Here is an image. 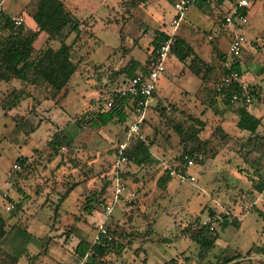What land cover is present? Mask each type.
Wrapping results in <instances>:
<instances>
[{
  "label": "rangeland",
  "instance_id": "374dc122",
  "mask_svg": "<svg viewBox=\"0 0 264 264\" xmlns=\"http://www.w3.org/2000/svg\"><path fill=\"white\" fill-rule=\"evenodd\" d=\"M126 1L64 0L70 11L74 8V18L91 15L94 19L90 31L82 28L70 49L74 73L59 92L40 82L20 84L23 97L18 104L5 111L0 106V217L5 222L0 264H217L230 258L235 260L226 264H264V194L254 190L256 182L264 181V146L247 154L241 144L248 135L234 125L235 104L232 109L223 107L213 95L224 65L213 47L226 61L230 59L229 32L220 21L227 4L211 1L201 14L191 3L181 17L180 27L192 26V47L211 72L202 81L184 64L167 58L166 64H174L178 71L165 77L171 70L165 66V74L155 85L160 100L150 98L149 105L156 102L147 108L129 143L136 139L146 143L150 163L127 162L113 169V147L134 121L130 113L123 123L115 119L98 127L85 123L100 110L106 83L120 75L112 74L129 59L144 65L151 53L153 31L170 29L172 4L146 0L127 16ZM35 2L4 0L2 6L11 14L20 8L31 11ZM21 17L26 34L28 22ZM247 18L238 60L242 82L259 90L258 99L253 98L247 107L255 116L261 113L258 133L264 136V0L250 6ZM5 34L0 31L1 37ZM61 39L69 44L72 36L63 33ZM59 40L37 36L33 54L46 46L56 48ZM5 87L0 83V101L12 89L10 84ZM211 100L216 103L209 105ZM193 119L203 123L197 138L207 142V156L189 168L193 182L170 178L161 189L156 185L159 176L192 144L176 129L188 131ZM217 127L225 138L216 133ZM54 132L63 135L66 144L51 157L46 142ZM20 158L25 159L23 165L16 162ZM114 175L126 192L104 218L96 203L109 195ZM71 185L74 188L60 201ZM8 203L13 208L4 211ZM222 216L229 223L236 221L237 227L229 224L221 231L219 227L208 231L217 238L197 257L198 246L189 234L199 229V223ZM101 222L112 237L111 252L101 259H79L73 247L80 240L93 243ZM116 245L122 250L116 252Z\"/></svg>",
  "mask_w": 264,
  "mask_h": 264
},
{
  "label": "trees",
  "instance_id": "16d2710c",
  "mask_svg": "<svg viewBox=\"0 0 264 264\" xmlns=\"http://www.w3.org/2000/svg\"><path fill=\"white\" fill-rule=\"evenodd\" d=\"M142 1L143 0L126 1L123 3L124 13L129 16L133 8ZM164 1L171 5L176 0ZM214 1L216 3H221L224 0ZM192 4H194L197 8L207 6L206 0H192ZM36 6V11L31 15V20L34 23L35 30H29L26 34L22 32L21 25L13 26L9 21V16L0 12V31L2 30L6 32V34L2 37L0 35V80L2 79V74L5 73L8 76L7 79L17 81L19 85H33L40 82L45 84L52 91L59 92L65 87L69 78L75 71V65L70 61V49L79 38L80 22L66 10L61 0H37ZM222 16L220 21H222ZM40 33L46 35L47 39L59 38V45L56 48L46 46L39 50L36 54H33L32 44ZM63 33L72 36V40L69 44H65L61 39ZM167 38H169V36L166 33L155 30L150 41L151 52ZM170 38L172 40L168 56H171L179 63L184 64L188 71L196 78L202 81L206 80L211 72V66L197 56L193 48L182 38L178 36H170ZM213 49L215 51V55L218 58H221L224 63L221 78L231 70L236 71L241 76L238 58L226 61L223 54L219 53L215 47H213ZM143 70V65L133 59H129L121 70L114 72L112 75L116 76L123 72L128 76H132L136 72H141ZM19 85L17 89H11L1 99V110L5 111L14 108L22 99L23 93L19 88ZM258 91L259 90L257 89L253 92V98L258 99ZM213 92L214 98L220 101L223 107H229L232 109V105L234 104L229 103L230 88L222 91V96H220L215 89ZM215 103L216 101L211 100L209 105H213ZM214 110L217 111V109ZM233 113L237 117L235 123L236 129L243 131L248 135L241 144V146L247 148L246 153L248 154L251 151H258L259 146L263 148L264 136L258 133L260 120L249 113L247 111V107L243 105L235 104ZM126 117L127 115L123 113L122 110L117 107H112L107 110L96 111L85 120V123H87L90 127H98L111 122L113 119L123 123L126 120ZM202 127V121L193 119V123L189 125L188 131L184 132L178 128L176 129L180 137L189 139L190 142H192L191 146L182 150L180 154L200 153L203 157V161L205 160L208 151V144L206 141H201L197 138V135ZM35 128H37V125L35 127H31L30 132H32ZM215 131L221 136V138L226 137V135L221 132L219 127H217ZM63 144H66L65 137L58 132H54L46 142V146L50 151L51 157L57 154L59 148ZM125 156L127 158V162H131L135 166L150 163L152 160L148 151V145L140 139H136L130 146L128 144L125 149ZM211 156H213V154H211ZM24 161L25 159L23 158L16 160L19 165H23ZM256 170L257 169L255 168L254 172ZM169 180L170 178L168 177L165 169L162 175H160L157 179L156 185L163 189ZM73 188L74 186L71 185L68 189H66L59 200H64ZM263 188V180L254 184V190L257 193H260ZM56 208L57 205L53 209L54 213ZM229 224L237 227L236 221L233 220L229 223L227 222L226 217L222 216V222L219 225V230H223ZM208 233L209 232L205 227H199L195 233L189 234V239L198 246L197 257L199 258L204 255V252H207L212 247L217 238L216 235L211 236ZM4 235L5 222L0 217V240L4 237ZM113 246L112 240H102L98 243L91 244L80 240L73 247V251L79 259L87 257L101 259L111 252V247ZM115 249L116 252H119L122 250V246L116 245ZM233 259L230 258L217 264H226ZM11 261H14V258ZM87 263L88 262L85 261L84 264Z\"/></svg>",
  "mask_w": 264,
  "mask_h": 264
},
{
  "label": "built area",
  "instance_id": "2783aa9c",
  "mask_svg": "<svg viewBox=\"0 0 264 264\" xmlns=\"http://www.w3.org/2000/svg\"><path fill=\"white\" fill-rule=\"evenodd\" d=\"M210 2V0H206ZM260 0H235L228 3V8L222 16L221 27L229 32V41L227 45V56L230 59L239 58L242 47L245 43L243 29L248 23V10L250 6ZM192 0H176L171 7L174 15L170 21L172 29L177 26L178 20L186 11ZM0 7V12L1 11ZM9 21L13 26L21 25L20 17L9 16ZM171 38L162 41L147 58L144 70L136 72L132 76L121 73L116 79L106 83L105 89L100 96V110H107L117 107L126 115H133L134 121L127 126L122 140L113 147V169L127 163L125 149L127 148L132 137L137 134L138 126L141 123L144 113L149 106V100L155 90V85L159 76L165 71V62L168 58ZM230 88L229 103L248 106L253 99V92L256 87L249 86L242 82L241 76L236 71H229L225 74L215 86V90L222 96V91ZM203 157L200 153L180 154L172 166L166 169L169 178H174L177 182H193L194 176L189 172V168L200 165ZM15 170L19 169L18 164H14ZM264 175V171H263ZM111 192L106 198L97 201L96 206L103 214L104 218L111 214L113 205L118 201L126 189L118 176L114 175L111 183ZM131 196L132 194L129 193ZM13 204H6L3 209L9 211ZM222 222V218H215L213 221L201 222L199 227H205L208 231H213ZM102 240L111 241L112 237L109 231L103 226V222L97 225L93 243Z\"/></svg>",
  "mask_w": 264,
  "mask_h": 264
},
{
  "label": "crops",
  "instance_id": "0c3cea01",
  "mask_svg": "<svg viewBox=\"0 0 264 264\" xmlns=\"http://www.w3.org/2000/svg\"><path fill=\"white\" fill-rule=\"evenodd\" d=\"M3 1L4 0H0V7H1V11H2V13L3 14H5V15H7V16H16V17H20L21 18V20H22V22H23V18L21 17V16H25L26 17V19H27V22H28V29L29 30H31V31H33V30H35V26H34V23L32 22V20H31V15L36 11V5H37V0H36V2H35V5H34V8L31 10V11H28V10H26V9H24V8H20L19 10H17L16 12H13V13H6L5 12V8H3V6H2V3H3ZM62 1V3L64 4V6H65V8H66V10L68 11V12H70V14L72 15V11H74V8L71 6V4L69 3V6H71L72 7V9L73 10H71L70 11V7H68L67 6V4H66V2H64V0H61ZM212 0H210V2H207L206 1V3H207V6L209 5L210 6V3H212L211 2ZM213 3H216L214 0H213ZM228 3H229V1H227V0H224L223 2H221V3H216L217 5H226L227 4V7L225 8V10L223 11V12H221V14L223 15V14H225V11L227 10V8H228ZM141 5L140 6H142V5H144V4H146V0H143L141 3H140ZM191 5H193L194 6V8L196 9V11L197 12H200L201 14H202V10H203V8L204 7H201V8H197L194 4H191ZM136 7H138V6H135L134 7V9L136 8ZM206 7V6H205ZM172 8V7H171ZM133 9V10H134ZM132 10V11H133ZM173 10V9H172ZM132 11H131V15H132ZM173 15H174V11H173ZM173 15H172V17H173ZM184 15H185V12L183 13V15L181 16V17H184ZM131 17V16H130ZM172 17H171V19H172ZM181 17H180V19L178 20V23H177V26L175 27V29H172V27H171V25H170V21H171V19H170V21H169V23H168V25L170 26V29H169V31H166L164 28H162V27H160L159 29H155V30H159V31H162V32H164V33H166L168 36H178V37H180V38H182L186 43H188L191 47H192V43L190 42V36L192 35V31H190L191 30V27L192 26H189V27H187V28H185V27H180V22H181ZM76 19V18H75ZM76 20H78L79 22H80V25H79V30H81L82 28H86V29H88L89 31H90V28L93 26V23H91L92 21H94V19H93V17L91 16V15H88L87 16V18H85V19H76ZM90 20H91V22H90ZM113 21V20H112ZM113 22H115V21H113ZM86 23V24H85ZM154 30V31H155ZM153 31V32H154ZM41 35H43L42 33H40V34H38V36L40 37ZM193 48V47H192ZM193 50H194V48H193ZM195 51V50H194ZM169 57V56H168ZM173 58V57H172ZM147 61V60H146ZM146 61H145V64H146ZM167 61V60H166ZM177 61V60H176ZM178 62V61H177ZM179 63V62H178ZM144 64V65H145ZM180 64V63H179ZM143 65V66H144ZM165 66H168V67H170L171 68V70H170V72L167 74V75H164L165 73H163L162 75H164L165 77L166 76H168V75H170V74H174V73H176L177 71H178V69H177V67L174 65V64H171L170 62H168V65L166 64V62H165ZM165 72V71H164ZM121 73H123V72H121ZM120 73V74H121ZM191 74V73H190ZM192 75V74H191ZM244 75V73L243 74H241V80H242V76ZM193 76V75H192ZM8 78V76H7V74H2V79L0 80V83H2L4 86H6L5 88H7V86H8V84H10V86H12V89H13V87L14 88H16V87H18V85H19V83L17 82V81H14V80H12V79H7ZM1 89H3V88H1ZM163 96H162V99H163V97H165V94H162ZM151 98H154V99H156V101H158V100H160V99H158L157 97H156V93H155V90H154V92H153V94H152V96H151ZM156 101H154V103L156 102ZM154 103L152 104V105H149L148 107H152L153 105H154ZM247 111L249 112V113H251L250 112V110H249V108L247 107ZM146 112H148V109H147V111H145V113ZM260 112H261V110H260ZM144 113V114H145ZM258 113V115L259 116H255L253 113H251L253 116H255L256 118H258L259 119V117L261 116V113L259 114V112H257ZM234 115V118H235V123H236V120H237V117H236V115L235 114H233ZM235 123H234V125H235ZM260 127V126H259ZM258 127V128H259ZM237 130V129H236ZM243 132V131H242ZM244 133V132H243ZM262 194H264V188H263V190L260 192V195H262ZM0 247H1V243H0ZM235 260V259H234ZM230 262H232V260L230 261ZM230 262H228V263H230Z\"/></svg>",
  "mask_w": 264,
  "mask_h": 264
}]
</instances>
